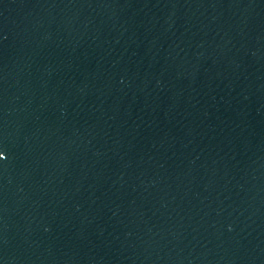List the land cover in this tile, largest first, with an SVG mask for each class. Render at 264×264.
Returning <instances> with one entry per match:
<instances>
[{"label": "water", "instance_id": "95a60500", "mask_svg": "<svg viewBox=\"0 0 264 264\" xmlns=\"http://www.w3.org/2000/svg\"><path fill=\"white\" fill-rule=\"evenodd\" d=\"M0 264H264V0H0Z\"/></svg>", "mask_w": 264, "mask_h": 264}, {"label": "snow or ice", "instance_id": "6c2138e0", "mask_svg": "<svg viewBox=\"0 0 264 264\" xmlns=\"http://www.w3.org/2000/svg\"><path fill=\"white\" fill-rule=\"evenodd\" d=\"M5 157V153L3 150H0V160H2Z\"/></svg>", "mask_w": 264, "mask_h": 264}]
</instances>
